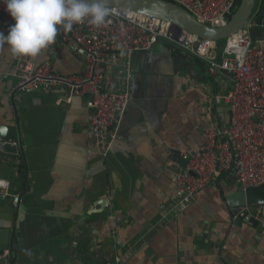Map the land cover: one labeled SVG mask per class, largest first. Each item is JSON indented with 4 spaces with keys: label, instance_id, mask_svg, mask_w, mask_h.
<instances>
[{
    "label": "crops",
    "instance_id": "crops-1",
    "mask_svg": "<svg viewBox=\"0 0 264 264\" xmlns=\"http://www.w3.org/2000/svg\"><path fill=\"white\" fill-rule=\"evenodd\" d=\"M49 60L62 76L82 67L59 48V35L37 58ZM12 68L5 46L0 139L21 145L0 157V179L21 200L18 209L0 202V253L10 250L11 264H264V219L248 214L256 226L234 225L244 198L233 175L214 179L186 209L177 205L182 155L201 146L205 128L229 121L222 98L230 80L160 43L135 54L119 139L103 158L86 97L66 101L64 86L8 97Z\"/></svg>",
    "mask_w": 264,
    "mask_h": 264
},
{
    "label": "built area",
    "instance_id": "built-area-1",
    "mask_svg": "<svg viewBox=\"0 0 264 264\" xmlns=\"http://www.w3.org/2000/svg\"><path fill=\"white\" fill-rule=\"evenodd\" d=\"M188 13L197 23L220 28L233 15L236 0H167ZM262 0L241 31L228 37L217 56V41L201 39L156 17L115 8L101 27L85 21L71 31L60 29L59 48L68 50L82 61L81 70L68 76L58 74L52 61L38 63L37 58H13L10 75L15 84L8 97L27 95L39 87H66L68 98L86 97L90 110L89 131L97 153L106 158L119 139V130L130 101L132 58L148 52L156 44L198 61L211 77L231 75V86L222 98L229 108L226 126H208L202 133L200 147L182 155L185 163L173 181L179 195L178 207L186 209L197 192L214 179L231 174L244 191L264 185V39L252 40L257 29L255 17ZM0 2V31L14 21ZM264 28V27H263ZM224 56H230L231 59ZM60 102V101H59ZM12 140L0 139V157ZM17 155V154H16ZM10 201L14 209L20 198L6 180L0 179V202ZM238 207V217L252 215L264 219V205ZM115 229H111L114 235ZM10 250L0 253V264H11ZM121 258L115 264H121ZM76 264H84L77 262Z\"/></svg>",
    "mask_w": 264,
    "mask_h": 264
},
{
    "label": "clouds",
    "instance_id": "clouds-1",
    "mask_svg": "<svg viewBox=\"0 0 264 264\" xmlns=\"http://www.w3.org/2000/svg\"><path fill=\"white\" fill-rule=\"evenodd\" d=\"M14 21L7 34L0 31V49L13 58H36L52 45L60 31L87 21L101 27L114 14L110 0H0Z\"/></svg>",
    "mask_w": 264,
    "mask_h": 264
},
{
    "label": "water",
    "instance_id": "water-1",
    "mask_svg": "<svg viewBox=\"0 0 264 264\" xmlns=\"http://www.w3.org/2000/svg\"><path fill=\"white\" fill-rule=\"evenodd\" d=\"M256 1L257 0H240L239 6L226 25L220 28L197 23L182 8L167 0H110V4L115 8L159 18L160 20L171 23L172 26L178 30H183L201 39L218 42L226 40L228 37L242 30L244 24L249 20L255 9ZM255 23L257 28L264 27V0H262L257 16L255 17ZM250 35L252 40L259 39L257 36V29L252 30ZM224 57L228 59L232 58L230 56ZM229 78H232V76L221 75L216 77L215 80L229 81ZM19 149H21L20 143L17 145H7L4 148L6 153L15 155L18 154ZM258 193H264V185L244 190L241 194L244 199L238 207L246 205L250 208V212H253L254 205H264V197H258ZM250 221V215H247L246 220L237 217L234 221V225L238 226L241 222L249 223Z\"/></svg>",
    "mask_w": 264,
    "mask_h": 264
},
{
    "label": "rangeland",
    "instance_id": "rangeland-1",
    "mask_svg": "<svg viewBox=\"0 0 264 264\" xmlns=\"http://www.w3.org/2000/svg\"><path fill=\"white\" fill-rule=\"evenodd\" d=\"M256 3L258 4L259 3V0L256 1ZM257 6V5H256ZM256 9V7H255ZM254 9V11H255ZM253 11V12H254ZM252 16V15H251ZM229 20V19H228ZM228 22V21H227ZM224 45H225V40H222V41H218L217 42V52L221 53V51L223 50L224 48ZM165 46V45H164ZM170 50V49H169ZM188 57V56H187ZM235 178V177H234ZM236 180V179H235ZM237 182V181H236ZM238 183V182H237Z\"/></svg>",
    "mask_w": 264,
    "mask_h": 264
},
{
    "label": "trees",
    "instance_id": "trees-1",
    "mask_svg": "<svg viewBox=\"0 0 264 264\" xmlns=\"http://www.w3.org/2000/svg\"><path fill=\"white\" fill-rule=\"evenodd\" d=\"M239 4H240V0H236V2H235V10H236L237 7L239 6ZM235 10H234V11H235ZM233 13H234V12H233ZM228 19H230V17H229ZM0 26H1V19H0ZM251 224L254 225V226H256V222H255L254 220L251 221Z\"/></svg>",
    "mask_w": 264,
    "mask_h": 264
}]
</instances>
